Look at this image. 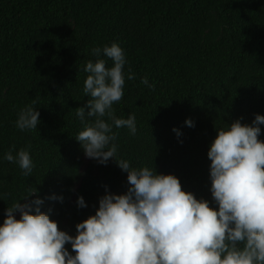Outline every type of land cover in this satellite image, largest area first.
Segmentation results:
<instances>
[{
  "label": "trees",
  "instance_id": "16d2710c",
  "mask_svg": "<svg viewBox=\"0 0 264 264\" xmlns=\"http://www.w3.org/2000/svg\"><path fill=\"white\" fill-rule=\"evenodd\" d=\"M114 42L127 63L113 113L134 115L137 126L135 135L113 126L115 159L173 174L182 190L217 207L207 157L217 129L264 115V0H0V224L7 207L36 189L40 210L74 236L106 191L127 192V173L112 158H90L82 169L75 139L84 128L76 109L90 99L84 66L99 58L112 67L92 49ZM129 70L136 79H127ZM145 76L151 88L141 83ZM33 101L40 123L21 131L18 113ZM21 149L34 164L29 176L4 159ZM77 197L87 206L78 207Z\"/></svg>",
  "mask_w": 264,
  "mask_h": 264
},
{
  "label": "clouds",
  "instance_id": "9594fccd",
  "mask_svg": "<svg viewBox=\"0 0 264 264\" xmlns=\"http://www.w3.org/2000/svg\"><path fill=\"white\" fill-rule=\"evenodd\" d=\"M92 55L113 63L109 68L98 58L85 64L83 93L90 99L76 109L84 128L75 139L87 158L100 164L112 158L127 173V192L106 191L95 214L75 225L73 236L40 210L44 201L34 189L5 209L0 264H264V141L258 139L264 115L256 114L251 124L237 119L217 129L207 151L214 209L182 190L175 175L158 174L153 166L134 169L127 160L115 159L113 126L132 135L137 131L134 115L117 118L112 109L124 95L127 61L115 42L92 49ZM127 79H136L131 70ZM141 83L152 87L147 76ZM34 104L18 113L19 130L37 129L40 113ZM87 118L94 119L89 123ZM184 123L194 126L190 119ZM4 159L31 175L34 164L27 149L15 156L10 150ZM76 204L87 206L83 197H77Z\"/></svg>",
  "mask_w": 264,
  "mask_h": 264
},
{
  "label": "rangeland",
  "instance_id": "374dc122",
  "mask_svg": "<svg viewBox=\"0 0 264 264\" xmlns=\"http://www.w3.org/2000/svg\"><path fill=\"white\" fill-rule=\"evenodd\" d=\"M89 159H90V158H87V157L84 155V157H83V165H82V169L85 168V166H86V164L88 163ZM17 218H18V216H17Z\"/></svg>",
  "mask_w": 264,
  "mask_h": 264
}]
</instances>
